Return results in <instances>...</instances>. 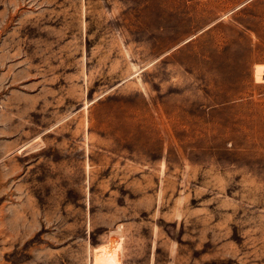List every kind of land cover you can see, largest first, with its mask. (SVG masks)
I'll use <instances>...</instances> for the list:
<instances>
[{
  "label": "rangeland",
  "instance_id": "rangeland-1",
  "mask_svg": "<svg viewBox=\"0 0 264 264\" xmlns=\"http://www.w3.org/2000/svg\"><path fill=\"white\" fill-rule=\"evenodd\" d=\"M0 264H264V0H0Z\"/></svg>",
  "mask_w": 264,
  "mask_h": 264
}]
</instances>
